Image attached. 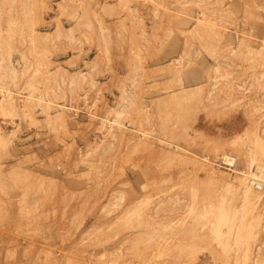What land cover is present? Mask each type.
<instances>
[{
    "label": "rangeland",
    "instance_id": "rangeland-1",
    "mask_svg": "<svg viewBox=\"0 0 264 264\" xmlns=\"http://www.w3.org/2000/svg\"><path fill=\"white\" fill-rule=\"evenodd\" d=\"M141 1L185 36L165 87L98 0H0V264H264V0Z\"/></svg>",
    "mask_w": 264,
    "mask_h": 264
},
{
    "label": "crops",
    "instance_id": "crops-1",
    "mask_svg": "<svg viewBox=\"0 0 264 264\" xmlns=\"http://www.w3.org/2000/svg\"><path fill=\"white\" fill-rule=\"evenodd\" d=\"M231 1L232 0H223L222 2L216 3V9L220 6H226L231 7L230 10H232L233 3ZM98 2L106 6L107 13H102V21L104 24L106 23L113 28V37H116L115 25H123L128 31L134 32L136 38L140 40L143 39L139 47L142 49L144 55L143 67L146 70V74L150 76V85H153L155 81V83H158L162 87L171 84L174 80V78H172L174 74L168 71V69L174 59L183 57L185 48L183 39L185 36L179 35L177 40H174L175 38L173 40H166V36L169 35L167 30L169 16H165L166 14H164L163 9L151 2L145 3L141 0H98ZM162 2L169 6L173 4L174 6L172 7L175 8L179 6L177 3L174 4L173 0H162ZM156 10L159 11L158 17ZM73 21L75 22L76 20H70L68 17H63L61 20L62 23ZM162 22L166 23L161 25ZM185 27L186 26L181 25L180 28L176 30L187 32L188 28ZM81 32L82 30L75 34L74 40L68 39L67 45L69 52L67 55L69 56L66 59L73 60L75 64L83 62L85 67L87 66V60L84 58V52H86L88 48V43H86L85 39L81 36ZM177 35L178 34L175 33L174 36ZM94 48L96 49V47ZM70 53H72L71 56ZM78 53L83 54L80 56ZM115 53L116 52H114L113 55H115ZM113 63L116 65L115 59H113ZM81 65L82 63L78 64V67H81ZM84 67L80 68L81 71H84ZM96 68V70H101L100 72L108 71V67L105 66L103 62H99ZM191 71V73L189 71L184 73L180 82L176 80V89H179L181 86H193L203 83V80L200 78L202 69L195 67ZM195 71L196 73H194ZM193 74H196V76H192Z\"/></svg>",
    "mask_w": 264,
    "mask_h": 264
},
{
    "label": "bare ground",
    "instance_id": "bare-ground-1",
    "mask_svg": "<svg viewBox=\"0 0 264 264\" xmlns=\"http://www.w3.org/2000/svg\"><path fill=\"white\" fill-rule=\"evenodd\" d=\"M202 15V14H201ZM65 29H67V30H69V28H65ZM58 30V29H57ZM176 61H178V59L176 60ZM180 64V63H179ZM180 66V65H179ZM94 67V66H93ZM92 69L93 68H91V71H92ZM199 86H201L200 84H195V85H193V86H190V88L189 87H187V86H181L179 89H177V91H175L176 93H181V94H183V93H186V92H188L189 90H194V88H199ZM188 96V95H187ZM183 98H185V97H183ZM221 159H223L224 161H226V162H230V163H236L235 162V160L233 161V159L232 158H230L228 155H223V157L221 158ZM222 167V166H221ZM263 170H264V168H262ZM233 170V169H232ZM257 178L255 177H253V183L255 184L254 186L251 184L252 182L251 181H249V182H251L249 185H247L246 187V190H245V193L250 197V199H252L253 200V202L255 201V199L256 198H259V194L255 191V190H253L251 187H254V189H261L262 188V185L261 184H259V183H257L256 181H254V180H256ZM247 180V179H246ZM247 182V181H246ZM251 186V187H250Z\"/></svg>",
    "mask_w": 264,
    "mask_h": 264
},
{
    "label": "built area",
    "instance_id": "built-area-1",
    "mask_svg": "<svg viewBox=\"0 0 264 264\" xmlns=\"http://www.w3.org/2000/svg\"><path fill=\"white\" fill-rule=\"evenodd\" d=\"M216 163L219 164L220 166L228 169V170H232L236 167L235 163L226 162L223 159H218V161H216Z\"/></svg>",
    "mask_w": 264,
    "mask_h": 264
}]
</instances>
